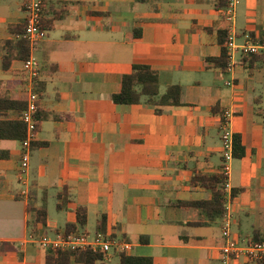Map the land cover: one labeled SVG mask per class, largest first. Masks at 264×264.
Here are the masks:
<instances>
[{"label": "crops", "instance_id": "obj_1", "mask_svg": "<svg viewBox=\"0 0 264 264\" xmlns=\"http://www.w3.org/2000/svg\"><path fill=\"white\" fill-rule=\"evenodd\" d=\"M24 3L0 0V91L28 99L24 60L2 67L6 42L19 38L9 27L26 23ZM222 9L216 0H44L43 22L52 27L35 53L45 117L26 173L21 141L0 139V264H46L48 250L29 239L30 198L48 209L37 236L77 224L85 206L88 223L77 232L128 243V255L223 264L224 219L192 225L204 214L179 203L213 198L192 180L220 174L226 110L246 149L231 164V187L239 190L232 232L245 242L264 234V54L237 57L225 69L210 60L222 53L219 28L230 26ZM235 29L238 42L260 39L264 0H240ZM136 65L158 71L162 93L180 84L182 104L158 112L146 101L116 103ZM103 254L95 264H119L116 247ZM71 264L85 263L72 257ZM227 264L264 263L242 256Z\"/></svg>", "mask_w": 264, "mask_h": 264}, {"label": "trees", "instance_id": "obj_2", "mask_svg": "<svg viewBox=\"0 0 264 264\" xmlns=\"http://www.w3.org/2000/svg\"><path fill=\"white\" fill-rule=\"evenodd\" d=\"M228 0H216L217 8H225ZM45 28H51V23L43 22ZM8 31L12 34L19 35L17 40H8L4 47V56L2 67L6 70L10 69L11 63L15 59L26 60L30 56V44L25 37V25L11 26ZM140 34H137L139 36ZM230 35L229 28L226 23L219 28V41L222 45V53L220 57L210 58L218 66L227 68L230 63L228 49L225 46ZM260 40L264 43V31L260 36ZM256 57V55H254ZM158 71L148 65H136L131 74L125 75L122 79V87L119 93L113 96L116 103L120 104H135L141 102H149L157 105L158 112L162 111V107L166 105L182 104L183 88L180 84L169 86L162 93L159 85ZM39 91H44V86L39 87ZM23 93V92H22ZM22 94V97H14L9 90L0 91V139H10L21 141L26 136V125L20 119L21 113L27 106V97ZM37 117L39 118V127L45 116H40V110ZM40 144L35 143L34 148ZM234 154L235 157L241 158L245 156L246 149L242 143L240 135H234ZM6 156L5 152L0 151V158ZM194 184H201L208 187L213 192L211 200L180 202L181 207H195L204 214L205 217H200L198 221L191 222L192 225L210 224L223 218L227 209L224 199L223 183L225 182L222 174L203 175L197 174L193 178ZM239 193L238 189L233 191L236 196ZM61 198V197H60ZM68 200V198L66 199ZM64 203L60 202L58 208H62ZM28 211L31 214L30 226L31 231L40 233L38 230L39 224H46L48 219V209L46 205L36 207L33 199L30 198ZM77 224H67L64 232H77L79 227H84L88 223V209L85 206H80L77 209ZM253 240H264V234L257 233ZM74 257L77 261L85 264H95L98 260L104 259L102 252H94L92 250H48L46 264H71V258ZM119 264H153L151 257H140L128 255L121 252L119 255Z\"/></svg>", "mask_w": 264, "mask_h": 264}, {"label": "built area", "instance_id": "obj_3", "mask_svg": "<svg viewBox=\"0 0 264 264\" xmlns=\"http://www.w3.org/2000/svg\"><path fill=\"white\" fill-rule=\"evenodd\" d=\"M240 0H228L227 6L223 8L225 18L229 21L230 35L225 42L230 57L228 68L235 63V59L241 56H252L264 54V43L260 39L248 38L243 42H238L235 24L237 20V9ZM24 9L26 11L25 37L30 44V56L24 60V71L27 74V106L21 113L20 119L26 125V136L21 140L22 160L21 170L26 173L29 168V161L33 145L37 140L39 131L38 111L39 93L37 91V79L40 73V61L35 53L37 45L47 36V29L43 24L44 0H25ZM232 112L226 110L222 121V158L223 165L220 174L224 176L223 183L224 199L226 202V213L223 216L224 224L222 235L225 243L222 246L223 264H227L233 259L247 257L253 262L264 263V240L241 241L232 232L233 214L231 202L234 199L233 190L230 183L231 164L234 159V133L229 127ZM30 240L38 242L43 248L51 251L57 250H92L94 252L109 253L113 247L121 253L130 248L128 243L111 240L103 234L90 235L84 232H59L55 235L37 236L31 234Z\"/></svg>", "mask_w": 264, "mask_h": 264}, {"label": "rangeland", "instance_id": "obj_4", "mask_svg": "<svg viewBox=\"0 0 264 264\" xmlns=\"http://www.w3.org/2000/svg\"><path fill=\"white\" fill-rule=\"evenodd\" d=\"M50 212L52 214V212L56 211V203L55 200H51L50 201V206H49ZM94 237L93 235L91 236V238Z\"/></svg>", "mask_w": 264, "mask_h": 264}]
</instances>
